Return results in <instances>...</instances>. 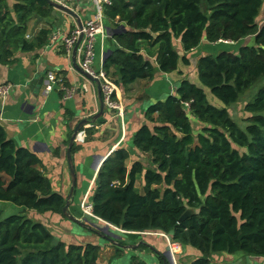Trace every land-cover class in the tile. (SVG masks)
Here are the masks:
<instances>
[{"label":"trees","instance_id":"trees-1","mask_svg":"<svg viewBox=\"0 0 264 264\" xmlns=\"http://www.w3.org/2000/svg\"><path fill=\"white\" fill-rule=\"evenodd\" d=\"M12 1L0 0V64L12 62L17 50L41 48L51 33L43 27L26 38L31 19L50 15L46 0ZM263 9L264 0L104 5L107 18L128 26L114 35L116 49L102 63L117 86L151 80L157 70L173 72L180 62L188 65L186 53L203 39L232 46L197 58L200 85L183 79L175 94L147 107L146 122L132 141L149 156L147 164L137 159L128 166L130 154L123 147L103 160L88 198L95 217L125 231L169 234L199 252L187 264H216L217 256L237 252L264 257V83L244 104L243 128L229 113L244 92L264 80ZM247 37L250 43L242 44ZM82 130L87 137L93 133ZM65 198L53 189L40 158L17 146L0 124V201L20 210L6 216L0 210V264H99L98 244L68 241L35 219L66 218ZM187 209L193 213L179 222ZM34 212L38 215L29 216Z\"/></svg>","mask_w":264,"mask_h":264},{"label":"crops","instance_id":"crops-1","mask_svg":"<svg viewBox=\"0 0 264 264\" xmlns=\"http://www.w3.org/2000/svg\"><path fill=\"white\" fill-rule=\"evenodd\" d=\"M6 1L9 5L13 3L12 0ZM66 6L79 15L82 23L92 18L95 11L91 0H76ZM50 15L43 19L33 18L28 22L27 39H33L43 27L51 29L46 43L41 48L31 51L17 50L12 62L0 64V85L10 86L8 94L0 98V124L7 137L17 146L29 149L40 158L53 189L67 196L71 186L66 161L70 136L74 126L81 119L90 118L98 112L99 101L96 83L86 78L80 70L81 53L78 48L81 43L77 46L74 60L72 50L68 53L64 49L62 37L78 28L75 18L60 10L56 11L54 17L51 18ZM102 23L103 33L95 39V57L91 64L96 73L103 70V60L116 49L114 35L128 30L125 23L109 19L105 14ZM53 35L55 39L52 40ZM250 41L247 37L242 40V44ZM174 43L177 45L176 50L182 55L179 40ZM228 46H232L231 43H209L203 39L196 48L186 53L188 65L180 62L178 69L170 73L157 70L151 80L139 79L126 87L115 85L106 74L115 85L114 102L117 108L106 106L101 115L103 121H94L83 126L82 129L93 128V133L87 137L81 129L73 142L77 148L75 151L71 150L76 184L69 211L81 221L78 223L81 229L76 230L72 221L64 220L67 218L45 214L42 220L48 223L56 235L68 241L90 240L98 244L101 247L99 264H121L117 259L125 255L129 257V261L124 264H187L199 255L196 249L173 242L166 233L119 229L94 215L87 214L84 205L85 201L91 204L88 198L96 172L103 160L114 150L123 147L129 151L128 166L133 161H142L144 156H148L132 145L136 130L146 122L147 107L175 94L183 79L200 85L195 66L197 58L226 49ZM151 60L153 62V59ZM48 72L62 73L70 88L69 97L65 98L64 93L57 88L45 92L44 81ZM76 188L78 193L75 196ZM88 217L92 221H89ZM116 248L119 249L117 252ZM141 249L150 253L154 261L146 263L141 259ZM234 260L231 255H221L214 259L216 264H232Z\"/></svg>","mask_w":264,"mask_h":264},{"label":"built area","instance_id":"built-area-1","mask_svg":"<svg viewBox=\"0 0 264 264\" xmlns=\"http://www.w3.org/2000/svg\"><path fill=\"white\" fill-rule=\"evenodd\" d=\"M61 4L67 5L68 3L74 2L76 0H54ZM95 11L92 18L88 19L83 23L82 28H76L71 34L62 37V42L66 52H70L76 43L80 32L83 33V38L81 40V45L78 48V51L81 53L80 68L87 72L88 74L99 78L101 82V93L105 105L109 108H117L112 95L115 92V85L106 77L103 70H99L98 73L94 72L91 68V64L94 60L95 53V39L96 36L103 33V8L104 5H109L110 0H91ZM55 39V35L51 37ZM57 88L58 90L64 93V97L67 98L70 96V88L65 84L64 77L61 74L55 72L46 73V78L44 81V90L45 92H50L53 89ZM10 86L6 84L0 85V98H4L9 92ZM186 106L188 105L185 103ZM84 211L87 214L92 215L91 204H87L85 201Z\"/></svg>","mask_w":264,"mask_h":264},{"label":"water","instance_id":"water-1","mask_svg":"<svg viewBox=\"0 0 264 264\" xmlns=\"http://www.w3.org/2000/svg\"><path fill=\"white\" fill-rule=\"evenodd\" d=\"M48 2L49 5L52 6L53 10L51 12L50 17H54L56 15V11L60 10L62 12H64L65 14H68L69 16L75 18L77 24H78V28L81 29L83 23L81 22L79 15L71 8H69L68 6L61 4L59 2L53 1V0H46ZM45 20V19H44ZM83 38V33L80 32L78 39L76 41V43L74 44L73 48H72V60H74L75 58V52L77 49V46L79 45L80 41ZM80 70H82L80 68ZM82 72L84 73L85 77L88 78L89 80L93 81L96 83L97 86V94H98V101H99V110L98 112H96L95 114H93L90 118H83L81 119L75 126L73 129V132L70 136L69 139V144L68 147L66 149V161H67V165H68V170H69V176H70V182H71V186H70V190L69 193L67 194L66 198H65V203L64 206L62 208V214L70 221H73L75 223H81V221H79V219L77 217H75L73 214L70 213L69 211V205H70V200L73 196V192H74V186L76 184V172H75V168H74V164H73V160H72V153H71V147L73 145L74 140L76 139L78 133L80 132L81 128L87 124H90L94 121L96 122H101L103 121L102 119V113L106 107L103 98L101 96V82L99 80V78L94 77L90 74H88L87 72H85L84 70H82ZM41 82L42 79H41ZM193 213L192 209H187L184 214L179 218V222H182L186 217H188L189 215H191ZM101 220V219H100ZM105 238L106 235H104ZM116 236V235H115ZM111 239V238H110ZM114 240V239H112Z\"/></svg>","mask_w":264,"mask_h":264},{"label":"rangeland","instance_id":"rangeland-1","mask_svg":"<svg viewBox=\"0 0 264 264\" xmlns=\"http://www.w3.org/2000/svg\"><path fill=\"white\" fill-rule=\"evenodd\" d=\"M263 14H264V9H263V12L259 16V20L260 21L262 19H264ZM96 38H97V36H96ZM263 83H264V80H261V81H258L255 84H253L246 92H244L239 97V101L237 103H235L234 105L229 107L230 115L237 122V124L240 127H242V128L245 126L243 119L247 115V113L244 110V104H245V102H247L248 100H251L254 97V95L256 94L257 90L259 89V87ZM193 127H194L195 130H198L200 125H199V123L194 122L193 123ZM147 160H149L148 156H144L143 159H142V161L144 163H147ZM135 184H136V186H139V188L141 189L140 184H138V181ZM75 192H76L75 193V196H76V194L78 193V188H76ZM0 210L2 211L3 216H6V215H8L10 213H15V212H19L20 211L19 208L16 207L15 205H13L11 203H8V202H2V201H0ZM34 215H38V213L34 212L33 215L31 214L29 216H34ZM41 216L42 217L35 218V219H40V220L43 219L44 215H41ZM88 219H90L89 221H92L90 217H88ZM64 220H68V219H64ZM72 224H73V226H74V228L76 230L81 229V227H80L81 225H79L78 223L73 222ZM47 225H48V223H47ZM60 227H61V224H60ZM101 242H102V240H101ZM141 250L143 251V255H141V259L143 258V260L146 263H149V262L151 263V262L154 261V258H152L150 256V253L145 251V249L144 250L141 249ZM231 256H234V258H235V260H234V262L232 264H264V257L258 258V257H254L252 255H247V254H245L243 252H237V253H235V254H233ZM117 260L120 261L121 264H124L125 262L129 261V257L127 255H125V256H123L121 258H118Z\"/></svg>","mask_w":264,"mask_h":264}]
</instances>
